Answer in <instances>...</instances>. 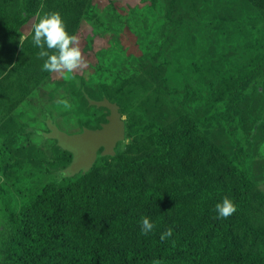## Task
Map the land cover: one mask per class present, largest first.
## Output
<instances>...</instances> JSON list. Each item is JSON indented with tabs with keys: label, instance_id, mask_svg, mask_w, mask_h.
<instances>
[{
	"label": "rangeland",
	"instance_id": "obj_1",
	"mask_svg": "<svg viewBox=\"0 0 264 264\" xmlns=\"http://www.w3.org/2000/svg\"><path fill=\"white\" fill-rule=\"evenodd\" d=\"M17 1L0 0V264H21L12 248L11 211L33 209L42 190L53 196L62 188L66 194L53 204L51 244L57 233L71 229L74 246L92 250L93 233L81 235L88 226L99 239L108 234L99 246L112 248L116 260L149 254L145 244L156 228L234 197L244 173L246 203L221 228L212 244L218 252L209 249L204 259L228 264L226 253L234 248L241 250L236 264H264V80L249 74L250 61L264 48V0H92L99 15L111 14L98 21L72 8L60 16L68 34L79 38L86 67L68 79L43 71L46 58L32 43L31 25L37 12L44 14L45 0H25L31 11L21 25L12 20ZM131 10L143 15L142 29H115L118 13L123 18ZM171 35L174 42L165 44ZM153 42L156 56L149 52ZM102 49L120 63L118 70L108 74ZM232 65L242 72L230 74ZM85 95L99 103L90 105ZM230 95H237L232 126L219 104L227 105ZM103 98L118 104L124 138L121 117ZM49 124L64 136L44 138L41 132L53 133ZM90 168L93 183L116 177L118 193L111 188L100 201L89 200L60 182L64 174L73 178ZM127 177L136 178L132 187L124 185ZM146 187L166 196L146 199ZM172 188L176 194L170 196ZM50 201L43 200L44 207ZM48 213L35 214L34 227L41 228ZM110 215L116 225L105 233ZM145 216L154 224L148 234L140 231ZM151 256L154 264H166L158 251Z\"/></svg>",
	"mask_w": 264,
	"mask_h": 264
},
{
	"label": "trees",
	"instance_id": "obj_2",
	"mask_svg": "<svg viewBox=\"0 0 264 264\" xmlns=\"http://www.w3.org/2000/svg\"><path fill=\"white\" fill-rule=\"evenodd\" d=\"M3 1H7V0H3ZM8 1L9 4H11L14 0H8ZM49 1L50 0H45L43 2V10L45 11L44 13L58 12L59 14H66L67 12L70 11V9L77 7L78 12H80L81 14L84 13L91 14V16L94 18L95 21H98L100 18L107 19L109 16H111V14L109 13H105L102 16L99 15L96 12V8L93 7L92 4H90L92 0H55V2L52 4ZM16 3H17L16 13L12 18V20L16 25L18 24L21 25L25 21L31 9H29L30 7H27L25 5L26 4L25 0H18ZM141 10L142 9H140V11ZM124 16L125 17L122 18L118 13L119 20L117 24L114 25L116 26L114 27L115 29H124V28L133 29V30L136 29L135 32H137V29H142V27L139 24V22L142 21L141 17L143 16L141 13L137 12L136 10H131L130 12L126 13ZM147 21L148 19L147 17H145L144 22ZM233 23L235 22L230 21L228 19L229 25H232ZM155 25H157L156 29H159L160 24L155 23ZM227 27L228 26L226 23L225 28L227 29ZM174 39H175L174 35L169 36L165 44L167 42L169 44L171 42L173 43ZM154 48H155V43L153 42L152 46L149 49V52L153 51ZM153 52L155 53L156 56L157 50H154ZM99 56L100 58L105 59V62L107 63L106 66L109 67L108 74H110L109 72L113 73V71L118 70L120 68L119 66L120 63H117L115 57L111 56L106 49H102L100 51ZM139 56H144V55H139ZM144 58L145 56L140 58L142 59L141 62L145 61ZM223 60H225V57H223ZM129 61L133 63H135L134 61L138 62V57L131 56ZM250 63H251L249 68L250 77H253V79L259 78V80H264V48L259 52L258 58L253 59L252 61H250ZM126 68L127 71L129 72V67ZM235 69H242V66L232 65V67H230V74L235 72L236 75H238L242 72V71L236 72ZM242 80L246 82L248 81V78L245 77ZM85 97H87V101L90 105H92V101H97V100H93L90 97L88 98V95H85ZM105 97L107 96L105 95ZM103 100H107L110 103H112V101H110L108 98H103ZM236 101H237V95H230L227 98V105L219 103L220 106L225 107L224 109L225 114H227L228 117L227 120L231 126L233 125V120L235 116ZM114 105H117L118 107V104H114ZM119 115L121 117L120 120L124 124V130H125L124 136H125V134L127 133L126 123L122 119L120 111H119ZM218 117L225 118L224 115ZM103 155L105 154L103 153ZM110 157H114V156L110 155ZM92 168H90L86 172L74 176L73 178L65 176L64 174L62 175L60 182L64 183V185L69 184L70 186L69 189L70 188H73L75 190L78 189L80 192L87 195L86 198L89 200L100 201V199H103L102 194L109 191L111 188L112 189L110 191L113 194H117L118 186L116 185L117 182L116 177L108 176L107 181H105L103 184L99 182L93 183L92 179L95 177V175L93 173ZM243 178L244 179L239 187L238 192H236V195L234 197L227 196L233 201V203L237 207L243 206L246 203L245 202V198L247 196L246 173H244ZM135 181L136 178L132 182L129 179V177H127L126 181L124 182V185L126 187H132V184L134 185ZM86 192L90 196H88ZM52 194L53 193L45 192L44 190H42L41 194H37L35 196L36 199L33 209H31V207L21 206L16 211L10 210L11 222L13 223L12 229L15 231L14 240L12 242V248L14 250L13 253L16 252L17 255L16 257H18L22 261L21 264L24 262H26L24 264H154L155 260L151 256V254L152 252L155 251H158L159 258L162 259L163 260L162 262H165L166 264H211L207 262V260H205L204 257L209 249L218 252L213 247L212 244L218 239L221 228L226 223L229 222V217L226 219L217 217V213L215 211V205L217 203H214L211 207L204 208L200 210L197 214H193L190 212L185 218L181 219L179 223L161 226L156 228L152 233H149L150 236L147 238L148 241L145 244V246L148 248L149 251L146 252L149 254L147 255H140L134 253L133 254L126 253L123 255L120 254L122 256L114 260L111 257L112 248L108 247V250L105 251L104 249H101V247L99 246V241L102 244V242L108 237V234H103L101 239H99L96 233L88 226L84 227L85 232L82 229L81 235L82 237L83 235L85 237L87 231L89 233H93V244L95 247L92 250L86 249L84 247H80V249H78L77 246H74V242H75L74 231L71 229H69L68 232L57 233L55 235L56 237L54 239V243L51 244L49 237L52 234L51 230L52 227L54 226L53 218H55L54 214H56V211L55 212L52 211L53 204L58 205L60 199L62 200L64 197H66V194L62 191V188L60 189L58 195L52 196ZM173 194L176 193L175 190L172 188L171 191L169 192V195L171 196ZM162 196H166V195L164 194V192H160L156 188L154 189L153 187H146L145 189L146 199L152 198V200L154 199L159 200ZM120 197L123 200L125 199L122 196ZM45 199H51V201L47 203L49 204L50 208L44 207L45 204L43 200ZM68 200L71 202L72 198L68 196ZM76 200L78 201V199ZM153 206L156 207L158 205H153ZM44 211H48L49 213L47 216L44 217L43 225L41 226V228L34 227L33 225L34 215L43 214ZM108 218L110 219V222L105 226V233L111 231L116 225V221L113 219L112 215H110ZM169 228L172 229L171 236H169L167 239L162 241L160 239V234ZM183 250H185V252ZM240 251L241 250L239 249L236 250L234 248H232V251H227L226 255H229V257H226L225 259L228 261V264H236L239 262L241 257ZM182 259L183 262L179 263V261H181ZM250 264H262V263L256 262L255 260H251Z\"/></svg>",
	"mask_w": 264,
	"mask_h": 264
},
{
	"label": "clouds",
	"instance_id": "obj_3",
	"mask_svg": "<svg viewBox=\"0 0 264 264\" xmlns=\"http://www.w3.org/2000/svg\"><path fill=\"white\" fill-rule=\"evenodd\" d=\"M40 7L43 8V4ZM31 35L33 45L40 49L39 57L46 58L42 65L43 71L56 73L68 79L77 69L86 67V61L79 47V38L68 34L58 12L43 15L37 12L36 19L31 25ZM25 39L27 36L21 37L20 44ZM60 103L66 110L71 108L67 100H61ZM215 211L218 218L226 219L236 211V205L230 198L224 197L215 205ZM140 225L142 234H148L154 228V224L147 216L141 218ZM171 234L172 229L169 228L160 234V239L163 241Z\"/></svg>",
	"mask_w": 264,
	"mask_h": 264
},
{
	"label": "water",
	"instance_id": "obj_4",
	"mask_svg": "<svg viewBox=\"0 0 264 264\" xmlns=\"http://www.w3.org/2000/svg\"><path fill=\"white\" fill-rule=\"evenodd\" d=\"M105 101H107V100H105ZM108 102V101H107ZM92 103H99V102H95V101H92ZM110 103V102H109ZM112 106H113V109L111 110V112H112V114L113 115H115V113H113V110H115V112L117 113V118L119 119L120 118V115H119V113L117 112V110H118V108H117V106L116 105H114V104H112V103H110ZM99 106V105H98ZM105 106H107V103H105ZM104 107V106H103ZM108 107V106H107ZM121 124V126H122V129H123V131H124V124L123 123H120ZM50 126V128L53 130V133L51 134V133H45L44 134V136L45 137H48V138H52V137H54V135H58V136H64V134H62L61 132H60V130L56 127V126H54V125H51V124H49L48 125V127ZM125 133V132H124ZM124 133H123V135H122V137L121 138H124ZM64 140V139H63ZM68 145H69V143H68ZM62 147H63V142H62V145H61ZM63 148H65V147H63ZM66 150H69V149H67V148H65ZM112 147H111V143L109 144V145H107V149L104 151V153H106L107 154V152H111L112 151ZM77 164H78V162L77 163H75L73 166H70L69 167V170H71V173H74V172H76L78 169H79V167H77Z\"/></svg>",
	"mask_w": 264,
	"mask_h": 264
},
{
	"label": "crops",
	"instance_id": "obj_5",
	"mask_svg": "<svg viewBox=\"0 0 264 264\" xmlns=\"http://www.w3.org/2000/svg\"><path fill=\"white\" fill-rule=\"evenodd\" d=\"M45 133H46V132L43 131V132H41V135H42L44 138H48V137H45V136H44Z\"/></svg>",
	"mask_w": 264,
	"mask_h": 264
}]
</instances>
